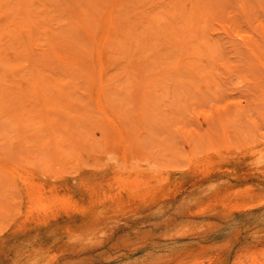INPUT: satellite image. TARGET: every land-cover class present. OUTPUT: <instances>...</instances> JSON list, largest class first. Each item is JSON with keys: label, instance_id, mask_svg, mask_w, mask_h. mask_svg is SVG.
<instances>
[{"label": "rangeland", "instance_id": "obj_1", "mask_svg": "<svg viewBox=\"0 0 264 264\" xmlns=\"http://www.w3.org/2000/svg\"><path fill=\"white\" fill-rule=\"evenodd\" d=\"M261 156L264 0H0V264H264Z\"/></svg>", "mask_w": 264, "mask_h": 264}, {"label": "bare ground", "instance_id": "obj_2", "mask_svg": "<svg viewBox=\"0 0 264 264\" xmlns=\"http://www.w3.org/2000/svg\"><path fill=\"white\" fill-rule=\"evenodd\" d=\"M81 15V14H80ZM82 16V15H81ZM85 19V18H84ZM68 56V55H67ZM260 164H264V156H261L260 158V161H259ZM69 210V209H68ZM69 211H72V210H69ZM40 216V215H39ZM40 223V222H39ZM41 240V239H40ZM56 242V241H55ZM72 242V241H71ZM42 243V242H41ZM70 243V242H69ZM30 254V253H29ZM51 258V257H50ZM48 259V257H47ZM239 262V261H238ZM242 263V262H241ZM26 264H29V263H26Z\"/></svg>", "mask_w": 264, "mask_h": 264}]
</instances>
